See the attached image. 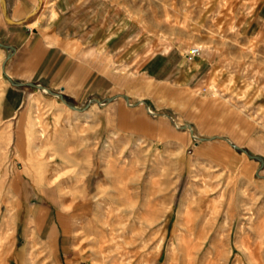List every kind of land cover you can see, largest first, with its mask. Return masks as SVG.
Wrapping results in <instances>:
<instances>
[{
  "label": "rangeland",
  "instance_id": "obj_1",
  "mask_svg": "<svg viewBox=\"0 0 264 264\" xmlns=\"http://www.w3.org/2000/svg\"><path fill=\"white\" fill-rule=\"evenodd\" d=\"M107 1L153 45L199 46L204 80H139L155 96L126 77L129 105L30 89L8 113L0 74V264H264V46L236 31L248 0ZM34 190L56 197L38 217Z\"/></svg>",
  "mask_w": 264,
  "mask_h": 264
},
{
  "label": "crops",
  "instance_id": "obj_2",
  "mask_svg": "<svg viewBox=\"0 0 264 264\" xmlns=\"http://www.w3.org/2000/svg\"><path fill=\"white\" fill-rule=\"evenodd\" d=\"M240 16L237 34L264 46V0H248ZM183 51L153 45L107 0H0V74L8 113L21 109L30 89L73 103L88 99L91 106L117 99L128 104L126 77L141 90L150 89L139 85L141 79L189 88L204 80L208 61L203 53L187 60ZM46 194L28 195L32 217L47 209L43 201L52 206L49 201L56 197ZM55 225L45 211L43 230Z\"/></svg>",
  "mask_w": 264,
  "mask_h": 264
},
{
  "label": "built area",
  "instance_id": "obj_3",
  "mask_svg": "<svg viewBox=\"0 0 264 264\" xmlns=\"http://www.w3.org/2000/svg\"><path fill=\"white\" fill-rule=\"evenodd\" d=\"M199 48L196 46H190L184 53L185 59L189 60L199 53Z\"/></svg>",
  "mask_w": 264,
  "mask_h": 264
},
{
  "label": "bare ground",
  "instance_id": "obj_4",
  "mask_svg": "<svg viewBox=\"0 0 264 264\" xmlns=\"http://www.w3.org/2000/svg\"><path fill=\"white\" fill-rule=\"evenodd\" d=\"M198 48H199V46H198ZM199 49H200V48H199ZM212 93H213V92H212ZM214 94H216V93H214ZM47 158H48V157H47ZM40 164H41V163L38 162V166H37V165H36V166L39 168L40 166H42V165H40ZM37 167H36V170H37ZM38 174H39L40 176L42 175V176L45 177V174H43V173L41 172V170H37V172L35 173V175H38ZM107 174H108V173H107ZM38 177H39V176H38ZM106 178L108 179L107 175H106ZM136 213H137V212H136ZM190 227H191V226H190ZM193 228H194V227H193ZM186 229L188 230L189 227H187ZM112 237H113V236H112ZM103 242H104V241H103Z\"/></svg>",
  "mask_w": 264,
  "mask_h": 264
}]
</instances>
